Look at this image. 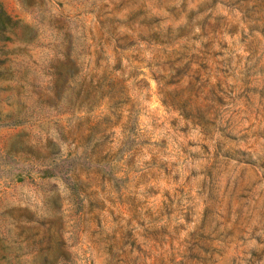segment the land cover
I'll list each match as a JSON object with an SVG mask.
<instances>
[{
  "label": "rangeland",
  "instance_id": "1",
  "mask_svg": "<svg viewBox=\"0 0 264 264\" xmlns=\"http://www.w3.org/2000/svg\"><path fill=\"white\" fill-rule=\"evenodd\" d=\"M0 8V264H264V0Z\"/></svg>",
  "mask_w": 264,
  "mask_h": 264
},
{
  "label": "trees",
  "instance_id": "2",
  "mask_svg": "<svg viewBox=\"0 0 264 264\" xmlns=\"http://www.w3.org/2000/svg\"><path fill=\"white\" fill-rule=\"evenodd\" d=\"M12 24L13 20L9 15H7L2 8H0V41L6 39L7 36L3 35L4 30L6 29V24ZM1 62V60H0Z\"/></svg>",
  "mask_w": 264,
  "mask_h": 264
}]
</instances>
